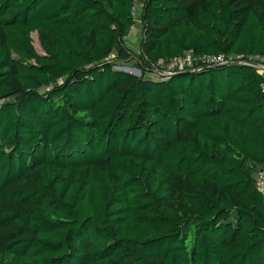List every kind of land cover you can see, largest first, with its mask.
<instances>
[{
	"label": "trees",
	"instance_id": "obj_1",
	"mask_svg": "<svg viewBox=\"0 0 264 264\" xmlns=\"http://www.w3.org/2000/svg\"><path fill=\"white\" fill-rule=\"evenodd\" d=\"M250 57L264 0H0V264H264Z\"/></svg>",
	"mask_w": 264,
	"mask_h": 264
},
{
	"label": "built area",
	"instance_id": "obj_2",
	"mask_svg": "<svg viewBox=\"0 0 264 264\" xmlns=\"http://www.w3.org/2000/svg\"><path fill=\"white\" fill-rule=\"evenodd\" d=\"M136 5L132 8V16L135 20V16L138 15L136 12ZM242 56H238L237 59H241ZM256 58L259 57H250L249 60L243 61L244 63L257 68L262 71L264 74V65L256 63ZM232 59V56L226 57L224 54L210 55V54H195L193 51H185L177 57H173L169 60H159L158 63L152 66V69L147 72V74H154L157 79L165 80L167 77L176 70H182L184 68H191L196 64H206V65H222L229 63ZM264 60V58H259ZM139 69V68H138ZM141 74V71L139 69ZM134 74V73H133ZM137 76L136 74H134ZM261 91L264 94V83L260 85ZM256 184L258 188L264 193V166L256 173Z\"/></svg>",
	"mask_w": 264,
	"mask_h": 264
},
{
	"label": "rangeland",
	"instance_id": "obj_3",
	"mask_svg": "<svg viewBox=\"0 0 264 264\" xmlns=\"http://www.w3.org/2000/svg\"><path fill=\"white\" fill-rule=\"evenodd\" d=\"M137 9H136V12L138 13V15L135 16V24L132 28V30L130 31V34L128 37H126L124 39L125 41V44L128 48H130L131 50H133L134 52L138 53L139 52V41H140V38H141V25H140V20H139V13H140V5L138 4H135ZM32 38H33V45L36 49V51L39 53V54H43L41 48H40V45L38 43V40H37V35L36 33H33L32 34ZM256 63L260 64V65H264V60H261L259 58H256ZM127 69L128 72H131V73H134V74H138L137 76L140 75V72H139V69L137 67V63H136V60L134 59H131L129 60L128 62H125L123 64H120L119 65V69ZM147 76L149 77H152V78H155L156 76L154 74H146Z\"/></svg>",
	"mask_w": 264,
	"mask_h": 264
},
{
	"label": "water",
	"instance_id": "obj_4",
	"mask_svg": "<svg viewBox=\"0 0 264 264\" xmlns=\"http://www.w3.org/2000/svg\"><path fill=\"white\" fill-rule=\"evenodd\" d=\"M119 70H121V71H123L124 73H127V74H133V73H131V72H128V70L127 69H119ZM134 75V74H133Z\"/></svg>",
	"mask_w": 264,
	"mask_h": 264
}]
</instances>
